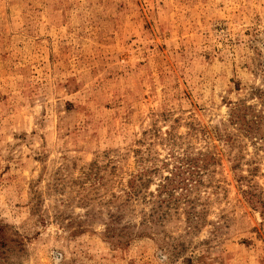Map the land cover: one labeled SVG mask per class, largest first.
<instances>
[{
	"label": "rangeland",
	"instance_id": "1",
	"mask_svg": "<svg viewBox=\"0 0 264 264\" xmlns=\"http://www.w3.org/2000/svg\"><path fill=\"white\" fill-rule=\"evenodd\" d=\"M0 264H264V0H0Z\"/></svg>",
	"mask_w": 264,
	"mask_h": 264
},
{
	"label": "trees",
	"instance_id": "2",
	"mask_svg": "<svg viewBox=\"0 0 264 264\" xmlns=\"http://www.w3.org/2000/svg\"><path fill=\"white\" fill-rule=\"evenodd\" d=\"M1 232V231H0Z\"/></svg>",
	"mask_w": 264,
	"mask_h": 264
}]
</instances>
